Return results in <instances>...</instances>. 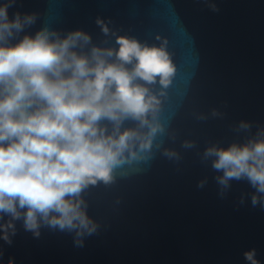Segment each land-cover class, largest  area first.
<instances>
[{"label":"clouds","instance_id":"obj_1","mask_svg":"<svg viewBox=\"0 0 264 264\" xmlns=\"http://www.w3.org/2000/svg\"><path fill=\"white\" fill-rule=\"evenodd\" d=\"M15 4L0 3V239L11 245L21 221L35 238L48 227L74 233L75 244L83 246L100 227L88 215L92 188L112 186L118 172L147 164L156 151L170 161L182 159L164 147L162 137L174 141L176 134L160 116L177 73L174 53L165 36L155 35L159 43L142 41L100 17L101 43L83 29L62 32L47 23L33 34L26 30L38 14L17 11L10 18ZM209 7L219 11L214 3ZM210 115L223 113L213 108ZM252 127L241 120L234 131L251 133ZM181 147L196 143L184 140ZM200 159L218 173L221 196L232 181H246L255 190L252 206L264 207V126L243 142L210 143ZM243 255L248 264H261L255 249Z\"/></svg>","mask_w":264,"mask_h":264}]
</instances>
